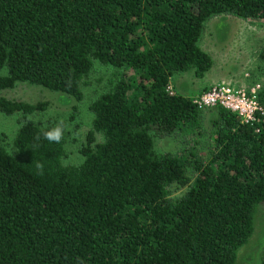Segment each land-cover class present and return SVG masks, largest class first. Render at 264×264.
<instances>
[{
	"label": "trees",
	"instance_id": "obj_1",
	"mask_svg": "<svg viewBox=\"0 0 264 264\" xmlns=\"http://www.w3.org/2000/svg\"><path fill=\"white\" fill-rule=\"evenodd\" d=\"M223 14L264 20V0H0V111L20 114L11 149L0 144V264H235L264 204V121L216 106L207 132L203 109L170 89L210 70L199 42ZM96 63L107 86L67 164V133L51 142L56 124L31 117L47 104L1 92L24 82L81 101ZM167 135L182 147L155 149Z\"/></svg>",
	"mask_w": 264,
	"mask_h": 264
},
{
	"label": "rangeland",
	"instance_id": "obj_2",
	"mask_svg": "<svg viewBox=\"0 0 264 264\" xmlns=\"http://www.w3.org/2000/svg\"><path fill=\"white\" fill-rule=\"evenodd\" d=\"M199 45L213 61L210 70L202 78H197L192 71L174 74L171 78L172 84L170 83L172 92L182 94L180 91H187L185 96L194 99L214 85H227L237 89L259 85V90L264 86V60L261 61L259 57V52L264 46V20H244L231 14L211 17L205 25ZM110 72L106 66L96 65L81 86V101L67 94L24 82L2 90L1 95L9 100L45 102V110L31 115L32 119L40 123L55 124L64 120L68 130L63 162L77 164L81 161L79 149L85 143L91 128L89 103L107 86ZM5 73V69H0V75ZM202 109L203 127L209 132L215 107ZM19 118L18 113L7 115L0 111V144L7 149H11L12 140L19 127ZM180 140L172 135L156 137L155 149L173 152L182 147ZM179 191L180 189L175 190L174 194ZM263 250L264 204L257 209L253 233L248 242L238 249L235 264H259Z\"/></svg>",
	"mask_w": 264,
	"mask_h": 264
},
{
	"label": "built area",
	"instance_id": "obj_3",
	"mask_svg": "<svg viewBox=\"0 0 264 264\" xmlns=\"http://www.w3.org/2000/svg\"><path fill=\"white\" fill-rule=\"evenodd\" d=\"M259 85L237 89L227 85H214L192 99L199 108L221 106L235 113L240 121L251 124L262 119L264 107L258 101Z\"/></svg>",
	"mask_w": 264,
	"mask_h": 264
},
{
	"label": "clouds",
	"instance_id": "obj_4",
	"mask_svg": "<svg viewBox=\"0 0 264 264\" xmlns=\"http://www.w3.org/2000/svg\"><path fill=\"white\" fill-rule=\"evenodd\" d=\"M67 130L68 126L65 124V121L60 120L54 127L44 132V137L51 142L59 143L64 138ZM36 167L37 169H42V165L40 164H37Z\"/></svg>",
	"mask_w": 264,
	"mask_h": 264
},
{
	"label": "crops",
	"instance_id": "obj_5",
	"mask_svg": "<svg viewBox=\"0 0 264 264\" xmlns=\"http://www.w3.org/2000/svg\"><path fill=\"white\" fill-rule=\"evenodd\" d=\"M172 84V82H171ZM182 94L186 95L187 94V91H180ZM189 93V92H188Z\"/></svg>",
	"mask_w": 264,
	"mask_h": 264
}]
</instances>
